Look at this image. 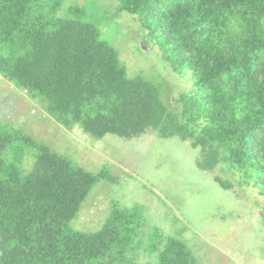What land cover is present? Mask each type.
<instances>
[{
    "label": "trees",
    "instance_id": "obj_1",
    "mask_svg": "<svg viewBox=\"0 0 264 264\" xmlns=\"http://www.w3.org/2000/svg\"><path fill=\"white\" fill-rule=\"evenodd\" d=\"M93 6L110 18L93 0H0L1 79L67 131L130 141L155 130L189 140L199 169L221 171L230 177H215L223 189L253 188L264 203V0H119L120 12L137 17L145 43L190 81L176 110L157 75H129L91 20ZM104 179L117 182L0 122V264H135L129 254L141 247L139 207L114 204L92 233L65 228ZM160 238L154 227L151 252ZM159 243L158 264H199L184 240Z\"/></svg>",
    "mask_w": 264,
    "mask_h": 264
},
{
    "label": "rangeland",
    "instance_id": "obj_2",
    "mask_svg": "<svg viewBox=\"0 0 264 264\" xmlns=\"http://www.w3.org/2000/svg\"><path fill=\"white\" fill-rule=\"evenodd\" d=\"M74 1L84 5L92 0ZM93 1L111 13L105 19L95 15V6L89 9L103 39L120 52L129 75H157L163 99L176 110L179 95L192 89L190 81L163 61L155 45L145 43L137 17L120 12L119 0ZM157 79H152L154 84ZM0 122L41 138L93 174L117 178L114 183L105 179L96 183L67 230L92 233L102 228L114 204L122 209L139 207L144 222L136 240L142 241L141 247L129 254L135 264H158V250L163 248L159 241L169 236L184 240L199 264H264L263 198L255 189L237 184L223 189L215 177H230L219 170L199 169L200 152L189 140L161 138L155 130L130 141L114 135L96 139L78 127L67 131L49 118L38 100L1 77ZM30 162L24 159L25 166ZM154 227L161 238L155 241L157 251L151 252Z\"/></svg>",
    "mask_w": 264,
    "mask_h": 264
}]
</instances>
